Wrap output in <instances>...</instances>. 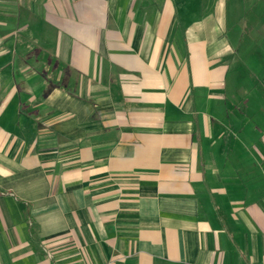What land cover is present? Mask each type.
<instances>
[{
  "label": "crops",
  "instance_id": "0c3cea01",
  "mask_svg": "<svg viewBox=\"0 0 264 264\" xmlns=\"http://www.w3.org/2000/svg\"><path fill=\"white\" fill-rule=\"evenodd\" d=\"M257 3L0 0V264H264Z\"/></svg>",
  "mask_w": 264,
  "mask_h": 264
},
{
  "label": "trees",
  "instance_id": "16d2710c",
  "mask_svg": "<svg viewBox=\"0 0 264 264\" xmlns=\"http://www.w3.org/2000/svg\"><path fill=\"white\" fill-rule=\"evenodd\" d=\"M253 12H248L244 15V20L246 21V25L249 23L250 25H247V31L251 32L255 28V16L252 14ZM254 16V17H253Z\"/></svg>",
  "mask_w": 264,
  "mask_h": 264
},
{
  "label": "rangeland",
  "instance_id": "374dc122",
  "mask_svg": "<svg viewBox=\"0 0 264 264\" xmlns=\"http://www.w3.org/2000/svg\"><path fill=\"white\" fill-rule=\"evenodd\" d=\"M258 3L257 4H259L260 5V7L261 8H264V0H256ZM252 12V11H251ZM253 14V13H252ZM254 15V14H253ZM255 16V15H254ZM253 16V17H254ZM256 19V18H255ZM256 22H257V19L255 20V24H256ZM261 27H260V29H261V32H262V37H260V39L259 38H256V41H264V15H262V21H261ZM247 25H250L249 23L247 24ZM248 27V26H247ZM253 36H254V34H253ZM248 38H251V37H248ZM254 38V37H253Z\"/></svg>",
  "mask_w": 264,
  "mask_h": 264
}]
</instances>
